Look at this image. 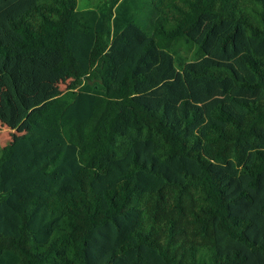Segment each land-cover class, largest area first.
Masks as SVG:
<instances>
[{"label": "trees", "instance_id": "obj_1", "mask_svg": "<svg viewBox=\"0 0 264 264\" xmlns=\"http://www.w3.org/2000/svg\"><path fill=\"white\" fill-rule=\"evenodd\" d=\"M0 19V87L32 53L71 80L0 149V264H264V0Z\"/></svg>", "mask_w": 264, "mask_h": 264}, {"label": "rangeland", "instance_id": "obj_2", "mask_svg": "<svg viewBox=\"0 0 264 264\" xmlns=\"http://www.w3.org/2000/svg\"><path fill=\"white\" fill-rule=\"evenodd\" d=\"M93 1L96 0H79V3L89 7ZM58 62L56 56L44 59L38 53L21 55L7 75L9 78L3 77L8 86L0 87V149L28 128L27 117L33 111L69 87L71 80L65 71H53Z\"/></svg>", "mask_w": 264, "mask_h": 264}]
</instances>
